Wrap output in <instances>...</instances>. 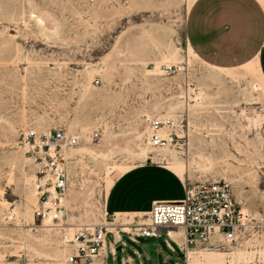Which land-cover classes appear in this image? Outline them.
I'll return each instance as SVG.
<instances>
[{"label": "rangeland", "instance_id": "1", "mask_svg": "<svg viewBox=\"0 0 264 264\" xmlns=\"http://www.w3.org/2000/svg\"><path fill=\"white\" fill-rule=\"evenodd\" d=\"M192 2L0 0V264H67L77 229L104 223L114 180L145 163L174 169L188 186L231 188L244 221L236 241L195 251L188 264H264V84L254 64L216 69L194 56L184 38ZM149 116L173 119L178 144L150 147ZM59 129L80 142L66 153L62 222L40 225L24 136ZM111 242L107 234L105 264L162 255L185 264L165 234L125 239L114 255Z\"/></svg>", "mask_w": 264, "mask_h": 264}, {"label": "built area", "instance_id": "2", "mask_svg": "<svg viewBox=\"0 0 264 264\" xmlns=\"http://www.w3.org/2000/svg\"><path fill=\"white\" fill-rule=\"evenodd\" d=\"M163 65V71H171ZM148 130L146 143L154 148L177 145L176 124L171 118L145 117ZM93 134L91 140L97 141ZM29 146L28 156L35 168L33 187L36 203L33 219L40 225H59L65 215V198L68 190V150L79 144V138L65 130L49 131L43 135L29 132L24 136ZM108 217L104 223L80 227L68 240L70 253L67 264H93L105 247ZM243 217L226 182H204L187 186L180 201H154L151 203L147 223L138 226L137 236L160 238L171 232L182 235L179 247L185 264L189 251L214 253L236 241ZM114 255L115 250H110ZM105 264V263H101Z\"/></svg>", "mask_w": 264, "mask_h": 264}, {"label": "crops", "instance_id": "3", "mask_svg": "<svg viewBox=\"0 0 264 264\" xmlns=\"http://www.w3.org/2000/svg\"><path fill=\"white\" fill-rule=\"evenodd\" d=\"M184 38L203 64L216 69L254 64L264 84V0H193L185 18ZM187 186L181 174L158 163L141 164L119 175L104 199V213L111 220L106 221L107 234L112 235L109 251L121 250L126 246L125 239L137 244L141 239L137 228L147 223L151 203L180 201ZM167 237L175 247L166 242L165 249L179 254L181 233L171 232ZM107 248L105 240L103 254L93 264L104 263ZM155 251L158 256L162 250L157 247ZM134 253L138 258L141 256L137 251ZM143 259L151 262L147 255ZM122 264L133 262L127 257ZM154 264L177 263L162 255L160 262Z\"/></svg>", "mask_w": 264, "mask_h": 264}, {"label": "bare ground", "instance_id": "4", "mask_svg": "<svg viewBox=\"0 0 264 264\" xmlns=\"http://www.w3.org/2000/svg\"><path fill=\"white\" fill-rule=\"evenodd\" d=\"M192 253H196L195 251H189V253H188V262H187V264L189 263V260H190V255L192 254Z\"/></svg>", "mask_w": 264, "mask_h": 264}]
</instances>
